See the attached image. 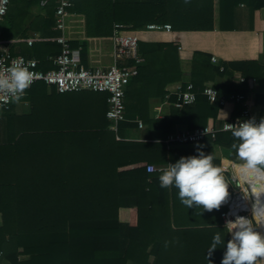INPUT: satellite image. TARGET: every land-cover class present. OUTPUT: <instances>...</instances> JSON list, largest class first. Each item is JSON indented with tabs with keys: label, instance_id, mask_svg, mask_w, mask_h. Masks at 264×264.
<instances>
[{
	"label": "trees",
	"instance_id": "1",
	"mask_svg": "<svg viewBox=\"0 0 264 264\" xmlns=\"http://www.w3.org/2000/svg\"><path fill=\"white\" fill-rule=\"evenodd\" d=\"M41 2L11 0L9 12L0 26V39L25 37L30 29L44 31L54 27L55 0L45 5ZM71 2L69 12L85 16L88 37L113 35L117 24L125 33L133 35L153 23H169L173 31L232 30L235 8L240 4L255 10L264 7V0ZM36 5L46 10V20L41 17L26 26L24 21ZM83 44L86 46L87 42ZM71 45L78 47L80 43L75 41ZM30 46L29 54L39 58V68L45 70L47 56L61 51V46L52 41ZM180 48L174 41L139 43L144 61L126 90V95L136 97L130 87L134 83L142 84L143 90L137 96L142 99L140 116L149 125L160 127L159 120L145 115L149 93L161 91L164 96V87L176 80L180 82L177 92L189 83L194 84L200 111L186 114L180 109L176 93L171 95V117L162 125L164 140L176 131L177 125L187 124L191 129L205 126L209 117L215 118L220 109H225L218 102H209L203 90L206 82L228 68L259 81L263 90L260 88L257 92L255 103L262 105L261 117L264 118L263 64L256 60H238L224 62V69L220 70L212 64L208 54L195 51L189 75L181 70ZM83 58L86 63V57ZM42 85L46 83L39 81L27 90ZM216 87L220 95L247 94L250 89L247 83ZM71 93L94 98L104 94L106 101L108 97L107 93L94 91ZM106 101L102 125L97 127L85 124L79 115L65 120L63 116L47 112L46 106L41 108L36 104L32 114L14 116L6 141H1L0 124V213L4 221L0 228V251L15 264H128L129 261L135 264H220L223 248H217L209 258L207 253L215 234L220 233L224 240L230 238L223 226V208L204 211L194 206L188 209L181 203L178 189L160 187L159 176L163 171L148 172L147 166L152 162L174 163L182 156L198 154L199 147L205 154H211L213 163L221 167L218 154L221 148L230 150L236 159L232 145L239 141L231 131H222L196 144L132 142L123 139L124 130L133 125L129 120L120 123L122 139L119 140L109 128ZM13 105L4 108L7 114L12 112ZM228 105L232 110L227 120L241 113L240 104L228 102L225 106ZM40 108L44 110L41 114L38 113ZM126 116L128 119L127 107ZM143 159L146 164H135ZM224 161L233 166L236 176H241V169L234 167L241 163L228 158ZM121 208L131 210V215H120ZM22 253L29 255L30 260L19 262L17 257Z\"/></svg>",
	"mask_w": 264,
	"mask_h": 264
},
{
	"label": "crops",
	"instance_id": "2",
	"mask_svg": "<svg viewBox=\"0 0 264 264\" xmlns=\"http://www.w3.org/2000/svg\"><path fill=\"white\" fill-rule=\"evenodd\" d=\"M116 2H160L163 0H115ZM42 4V2H41ZM47 12L43 10L40 5H36L31 8V16H29L24 24L29 26L30 23L38 18L43 17L46 20ZM66 29L65 35L69 38L71 42L78 41L80 45L75 48H81V59L86 57L83 61L84 65L87 67H108L115 62V52H114V37L103 36V37H88L86 29V19L83 14L70 13L68 12L66 18ZM233 29L232 30H221L214 29L209 31H158L149 30L145 27L137 35L140 40V45L142 44H155L160 41H174L181 46L180 48V64L181 70L186 74H191L192 70V59L195 51L205 52L210 56L211 62L215 66L224 68V62L238 61V60H256L260 64L264 65V7L255 10L245 4H240L235 8L234 17L232 19ZM61 32L56 30L54 27L51 29H46L44 31L38 30H28L25 37L16 36L15 38L4 39L9 43V48L13 54H23L28 53L27 56L36 58L39 63V58L34 55H30V45L22 39L30 38L35 35H41L44 37L52 38L59 35ZM2 40V39H1ZM87 42L85 46L83 42ZM53 42V41H52ZM56 55L55 53H50L47 56L46 70L55 68L52 62V58ZM217 59L213 62L212 58ZM125 63L131 64L132 61L126 60ZM54 67H51V65ZM41 70H45L40 67ZM45 70V71H46ZM243 73L239 70H234L228 68L223 74H217L214 80L206 82V84H213L216 86H224L225 84H240L238 80L243 77ZM245 77V76H244ZM255 79L256 84L247 83L249 85V92L247 95L250 99L251 108L254 114L261 116L262 105H257L255 103L256 94L260 91L261 84L255 77H249V79ZM179 81L169 83L164 87L165 95L163 96L161 91L149 93V98L146 97L147 103L145 115L155 120H159L162 125L165 124L164 121L171 117L172 103L170 100L171 95L177 93L179 87ZM205 84V85H206ZM45 87V88H44ZM41 87H35L31 91L27 90L23 94L19 101H15L13 105V110L11 113H6L4 108L0 105V124L2 126L1 135L8 137L10 135V123L14 116H28L33 113L35 104L38 106H46L47 112L54 115L63 116L66 119L71 118L72 115L78 116L85 124L89 126H101L103 121V110L106 106L105 95H99L98 98L84 96V94L70 93V94H60L56 88L50 87L46 84ZM217 88V87H216ZM134 91L136 97H131L129 94L126 95V107L128 111V120L133 125L128 126L124 130V140L132 142H142V143H157L165 142L163 138L162 125L160 127H154L146 123L140 116V106L141 98L137 97L138 92L143 90L141 83H134L130 87ZM263 90V88L261 89ZM87 93V92H86ZM143 95V93H141ZM148 96V94H147ZM105 97V98H104ZM204 98V96H203ZM105 99V100H104ZM206 102V99L204 100ZM107 102V101H106ZM108 104V103H107ZM135 105V106H134ZM204 106V105H203ZM225 109H220L217 117H209L208 124H212L215 121L222 122L227 120L229 117L232 106H224ZM42 108V107H41ZM39 109L43 113V109ZM45 108V107H43ZM180 109L186 114H195L200 111L199 105L193 104L190 106H181ZM204 109V107H202ZM108 110V109H107ZM137 121H142L144 127L140 128ZM190 128L187 124L177 125L176 131L180 129ZM191 129V128H190ZM175 131V132H176ZM174 132V133H175ZM122 139L119 131L116 133ZM166 143V142H165ZM219 157L221 160V165L225 163V159H229L236 162H242L238 157L233 159L232 152L226 148H221L219 151ZM145 159V156H143ZM141 161L135 164H146V161ZM141 160V159H139ZM167 165L169 163L158 164L156 162L148 163V165ZM242 164V163H241ZM131 167V166H130ZM148 167V166H147ZM233 167V166H232ZM148 171V168H147ZM149 172V171H148ZM243 170L241 171V177L243 175ZM134 206V205H133ZM128 208H121L120 215L125 214L130 216L131 210ZM3 216L0 213V228L3 226ZM8 236L6 237V241ZM4 254V253H3ZM1 264H15L8 257L3 255ZM19 262H27L30 260V256L27 254L18 255ZM154 257H151V261ZM128 264H135L133 261H129Z\"/></svg>",
	"mask_w": 264,
	"mask_h": 264
},
{
	"label": "built area",
	"instance_id": "3",
	"mask_svg": "<svg viewBox=\"0 0 264 264\" xmlns=\"http://www.w3.org/2000/svg\"><path fill=\"white\" fill-rule=\"evenodd\" d=\"M49 0H42V5H45ZM56 2V21L54 28L61 32L59 35L48 38L41 35H35L30 38L22 39L29 45L36 42L53 41L61 46V51L58 55L52 58L55 68L50 70H41L39 61L33 57H26L21 54H13L9 48V43L0 39V72L6 71L11 66L13 60H22L25 66L33 75V84L36 82H44L50 87L57 89L59 93H71L81 91H94L107 93L108 110L106 113L110 121L109 128L114 131H119L121 122L128 121L126 116V90L131 79L139 74V64L144 59L139 53V37L133 34H127L122 30L120 24L115 26L114 30V54L115 62L108 67H87L81 59V48L72 47L69 38L65 35L66 23L65 18L72 7L71 0H55ZM11 0H0V26L9 12ZM149 30L167 31L172 30L169 23L166 24H149ZM130 60L133 63H125ZM216 62L215 57L212 58ZM224 68L221 67V70ZM239 83L256 84V80L252 78L241 77ZM30 86V87H31ZM203 94L211 103L218 102L220 106H225L228 102H235L242 106V111L239 115L222 122L215 121L212 124L197 128L180 129L175 133L170 134L164 141L167 144L175 143L180 145L196 144L203 142L209 135L222 132L226 125L229 129L233 127L231 124H237L240 121H245L255 118L259 123L263 117L254 114L250 99L243 93H233L229 95H220L217 88L213 84H206ZM178 102L181 106H190L196 104L197 93L193 83H189L187 87L176 93ZM14 103L9 97L0 95V105L9 109ZM140 128L145 125L142 121H137ZM231 131V130H229ZM117 139H121L117 135ZM167 165H148L149 172L164 171ZM222 175L229 184V196L221 204L223 208L222 219L223 226L228 220H234L237 216H245L250 218L251 225L258 228L257 221L254 218L251 208V201H254V193L251 187L245 181L236 176L230 164L223 163L220 167ZM248 185V190H245L244 183ZM230 235V234H229ZM3 259V252L0 251V264Z\"/></svg>",
	"mask_w": 264,
	"mask_h": 264
},
{
	"label": "clouds",
	"instance_id": "4",
	"mask_svg": "<svg viewBox=\"0 0 264 264\" xmlns=\"http://www.w3.org/2000/svg\"><path fill=\"white\" fill-rule=\"evenodd\" d=\"M32 83L33 75L24 62L13 60L6 71L0 72V95L19 101ZM228 124L233 127L229 129L226 125L221 130H231L232 136L239 141L232 147L242 161L234 167L247 172L264 171V119L259 123L253 118ZM197 153L169 163L159 176L160 187L178 189L179 199L188 209L194 206L202 207L204 211L218 209L229 196L230 183L226 182L222 169L213 163L211 154H205L199 147ZM225 228L230 238L224 240L220 233L215 234L208 248V258L217 248H223L220 264H259L264 261V233L251 225L250 218L237 216L228 220Z\"/></svg>",
	"mask_w": 264,
	"mask_h": 264
},
{
	"label": "bare ground",
	"instance_id": "5",
	"mask_svg": "<svg viewBox=\"0 0 264 264\" xmlns=\"http://www.w3.org/2000/svg\"><path fill=\"white\" fill-rule=\"evenodd\" d=\"M240 179L248 183V185L253 190L255 202L251 201V208H252V211L254 212L256 211V209L257 211L260 212V218L262 222L264 223V176L261 175V172L244 171L242 178ZM260 193H262L261 196L259 195ZM254 218H255V215H254Z\"/></svg>",
	"mask_w": 264,
	"mask_h": 264
},
{
	"label": "rangeland",
	"instance_id": "6",
	"mask_svg": "<svg viewBox=\"0 0 264 264\" xmlns=\"http://www.w3.org/2000/svg\"><path fill=\"white\" fill-rule=\"evenodd\" d=\"M6 139H7V137L6 136H1V141H6ZM237 164L238 163H242V162H236ZM241 173V172H240ZM246 174V173H245ZM244 174V175H245ZM261 175L262 176H264V171H261ZM239 178H242L240 175H239ZM243 182V181H242ZM244 183V182H243ZM244 188H245V190H248V185L247 184H245L244 183ZM255 218H256V220H257V225H258V230L261 232V233H264V223L262 222V220H261V218H260V212L259 211H257V209H256V211H255ZM262 264H264V261H262Z\"/></svg>",
	"mask_w": 264,
	"mask_h": 264
}]
</instances>
